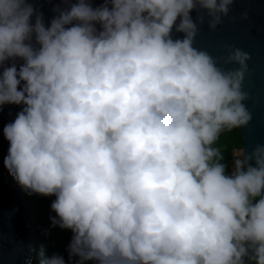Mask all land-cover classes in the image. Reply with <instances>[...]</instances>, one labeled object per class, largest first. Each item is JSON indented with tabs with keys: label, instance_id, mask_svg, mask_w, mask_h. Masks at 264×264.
<instances>
[{
	"label": "clouds",
	"instance_id": "obj_1",
	"mask_svg": "<svg viewBox=\"0 0 264 264\" xmlns=\"http://www.w3.org/2000/svg\"><path fill=\"white\" fill-rule=\"evenodd\" d=\"M65 3L46 24L30 0H0V109L21 108L4 166L55 197L73 264H264V146L230 170L213 147L251 119L250 56L231 50L225 70L193 46L192 11L215 29L233 0Z\"/></svg>",
	"mask_w": 264,
	"mask_h": 264
},
{
	"label": "water",
	"instance_id": "obj_2",
	"mask_svg": "<svg viewBox=\"0 0 264 264\" xmlns=\"http://www.w3.org/2000/svg\"><path fill=\"white\" fill-rule=\"evenodd\" d=\"M30 2L43 13L46 24L58 15L55 9L67 6L65 0ZM92 2L99 4L102 0ZM191 16L198 29L193 46L217 59L218 67L225 70L239 68L238 64L225 63L231 50L239 48L250 56L242 91L247 95L243 103L251 119L247 125L240 127V132L243 149L251 154L257 146H264V0H233L228 15L222 16V22L215 29L210 27L212 18L207 10L197 7ZM200 16L204 17L203 23L198 19ZM183 35L174 32V38H182ZM20 110L18 105H4L0 109V264L37 262L38 242L30 224L29 204L20 188L12 183L11 174L4 166L9 142L3 135V128L14 120Z\"/></svg>",
	"mask_w": 264,
	"mask_h": 264
},
{
	"label": "trees",
	"instance_id": "obj_3",
	"mask_svg": "<svg viewBox=\"0 0 264 264\" xmlns=\"http://www.w3.org/2000/svg\"><path fill=\"white\" fill-rule=\"evenodd\" d=\"M213 147L220 150L224 157L222 162L226 163L230 170L233 155L243 150V138L240 127L222 131ZM11 181L20 188L29 204L30 224L34 228L35 238L38 242L36 247V264H40L42 259L51 258L54 255L62 256L66 264H73L74 261H77L78 257H69L68 246L71 243L72 231L70 229H62L58 225H53L51 218L55 217L56 213L52 210L51 204L55 197L29 193L17 183L12 175ZM85 264H95V262L86 261Z\"/></svg>",
	"mask_w": 264,
	"mask_h": 264
}]
</instances>
